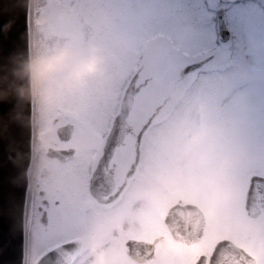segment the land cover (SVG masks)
<instances>
[{
	"label": "rangeland",
	"instance_id": "obj_1",
	"mask_svg": "<svg viewBox=\"0 0 264 264\" xmlns=\"http://www.w3.org/2000/svg\"><path fill=\"white\" fill-rule=\"evenodd\" d=\"M232 1L235 2L227 3L228 8L239 2ZM246 1L253 6L252 26L242 41L233 42L230 49L225 48L223 65L226 69L215 73L205 71L180 80L175 89L174 98L177 99L173 98L158 117L167 121L173 141L189 148L184 158L174 163L168 177L169 187L161 201L160 219L141 215L143 205L161 180L159 176L140 185L113 222L98 211L101 208L91 204L84 180L89 164L82 170L67 164L73 172L66 189L68 166L61 170L64 175L62 186L67 192L54 195L50 191L53 200L61 199L53 219L66 239H79L83 243L81 256L74 264H153L132 259L126 252L125 241L130 237L152 240L164 234L163 212L180 197L196 202L204 209L209 196L205 177L211 171L239 158L245 159L252 170H258V162L264 155V9L258 0ZM208 5L209 0H136L123 20L102 18L99 27L107 25L109 37L105 33L101 38L86 42L83 49L90 42L102 46L108 57L111 79L104 83L106 90L103 93L90 92L117 105L130 73L142 65L141 80L150 77L151 83L139 94L131 113V123L134 128L138 127L140 121L151 114L155 102H162L167 97L169 83L178 80L180 69L194 58L208 54L213 39L216 40V31L201 14ZM167 6H171L173 12L170 13ZM164 33L172 37L170 45L161 36ZM174 47L177 50L175 58L174 52L169 50ZM56 117L58 120L54 121ZM66 119L75 124L73 140L69 143L87 157L92 147H98L111 121L98 129L56 115L36 129L37 139L46 138L45 144L57 141L55 128ZM42 153L37 149V162L40 159L41 164H45ZM35 227L34 222L30 236ZM226 236L248 243L235 238L230 230L207 228L203 241L205 252L210 254L215 240ZM248 246L257 250L259 264H264V249ZM28 249V264H35L39 259L38 252L30 243ZM201 251L199 246L180 244L170 236L165 256L179 257L185 264H193Z\"/></svg>",
	"mask_w": 264,
	"mask_h": 264
},
{
	"label": "snow or ice",
	"instance_id": "obj_2",
	"mask_svg": "<svg viewBox=\"0 0 264 264\" xmlns=\"http://www.w3.org/2000/svg\"><path fill=\"white\" fill-rule=\"evenodd\" d=\"M135 3L136 0H40V3L33 6L28 0L10 4L9 0H3L0 9L10 6L19 9L23 14L26 50L43 48L61 40H67L82 50L86 42L103 36L99 27L102 18L123 20L126 11L134 7ZM252 7L246 0H239L234 7L213 15L212 0H209L208 7L202 10V16L207 19L214 31L218 30L220 33V39L218 41L213 39L205 57L213 70H218L223 64L225 48L230 49L233 42L242 41L251 29ZM0 35H7V32ZM12 55L13 53L0 55V80L3 81L0 87L4 90L12 89L14 86V79L5 78L9 76ZM138 71L137 69L132 75L137 76L139 80ZM139 86L138 83L137 87ZM9 107L8 101H4L0 129L11 118ZM121 109L120 114L123 115L125 110L122 101ZM115 111L114 103L86 91L61 97L54 106L29 100V109L25 115L30 116L34 131L56 115L102 129L110 120L115 124L113 117ZM116 143L111 164L127 179V195L122 193L113 207L98 211L115 222L118 219L117 213L126 207L137 188L146 180L159 176L161 180L157 182L152 196L143 205L141 215L160 219L161 201L169 187L168 177L172 173L174 163L182 160L189 151L188 146L173 141L167 121L162 118L140 121L138 127L129 130L127 138L120 136ZM69 163L70 167L82 170L88 165L89 158L80 153ZM257 167L258 170L254 171L245 159L239 158L206 175L209 196L204 205L205 227L230 230L235 238L244 239L249 244L264 249V155L261 156ZM174 206L169 205L163 212L164 220H167L168 212ZM33 219L36 227L29 237V243L39 255L35 264H65L62 249L71 241L64 237L54 221L46 200L36 205ZM200 223L199 218L194 221L196 227ZM169 238L170 236L165 235L158 243L153 242L158 250V256L153 264H185L179 257L165 256ZM222 243H228V239L225 238ZM217 264H225V261L218 259ZM241 264H244V261H241Z\"/></svg>",
	"mask_w": 264,
	"mask_h": 264
},
{
	"label": "water",
	"instance_id": "obj_3",
	"mask_svg": "<svg viewBox=\"0 0 264 264\" xmlns=\"http://www.w3.org/2000/svg\"><path fill=\"white\" fill-rule=\"evenodd\" d=\"M12 2L23 3V0H9V4ZM0 3H3V0H0ZM222 10L224 7L220 6L218 12ZM9 19L14 20V23L7 31V35H0V55L13 53L7 78L15 80L11 69L18 66V61L24 58L28 50H26L24 17L19 9H13L10 6L0 9V33L5 32L3 25ZM203 63V61H196L186 65L182 74L201 67ZM137 75L139 76L138 73ZM136 82L137 76H133L122 101L125 112L121 115L122 109H120L115 118V124H113L105 145L104 155L99 163V170L108 164L117 147L116 141L119 137H126L131 130L128 118L135 95L140 89ZM2 83L3 81L0 80V85ZM4 101L9 103L11 118L0 129V264H26L34 130L30 116L25 115L29 109V100H20L14 88L4 90L3 87H0V118L3 117L2 105ZM153 118L154 115L149 118V121ZM72 130L73 125L68 124L60 127L59 133L61 137L63 135L66 138L72 133ZM68 152L67 150H57L55 155L62 157ZM252 195L255 196V182ZM181 211H183L182 208L173 207L168 215L167 223L171 226L177 239L192 243L200 237L204 228L203 217H200L201 223L198 227L194 225V228L188 229L186 223L181 222V218H176ZM223 240H220L215 246L209 264H217L218 259H223L225 264H241V261H244V264H256V259L243 247L230 239H228V243H222ZM153 242H158V238L154 241L131 238L126 242V248L133 258L141 262L153 261L156 250V244ZM80 248L81 243L75 240L63 246L65 264L73 263ZM195 264H207V256L201 255Z\"/></svg>",
	"mask_w": 264,
	"mask_h": 264
},
{
	"label": "clouds",
	"instance_id": "obj_4",
	"mask_svg": "<svg viewBox=\"0 0 264 264\" xmlns=\"http://www.w3.org/2000/svg\"><path fill=\"white\" fill-rule=\"evenodd\" d=\"M33 6L40 0H28ZM7 20L3 29H11ZM14 91L20 100H34L56 105L61 97L86 91L103 93L104 83L111 79L108 57L101 45L90 42L79 49L67 40L43 48H33L11 69ZM7 78V76L5 77Z\"/></svg>",
	"mask_w": 264,
	"mask_h": 264
},
{
	"label": "flooded vegetation",
	"instance_id": "obj_5",
	"mask_svg": "<svg viewBox=\"0 0 264 264\" xmlns=\"http://www.w3.org/2000/svg\"><path fill=\"white\" fill-rule=\"evenodd\" d=\"M167 10L171 13L173 12V8L171 6H167ZM106 24L108 22H105ZM123 23V31L126 30V23L125 20L122 22ZM114 25V24H113ZM173 25V24H172ZM107 25H103L104 28H101L100 26V31L103 33V36H105L106 33V37H109L110 33H108V30L105 29ZM112 26V24H111ZM124 35V32H123ZM160 34H157L156 36H159ZM161 36L168 41L169 45L172 42V37L169 36L168 34L164 33L161 34ZM170 50V49H169ZM171 52L173 53V51L171 50ZM146 84L148 83L147 78L144 80V82H138L139 84ZM143 86V85H142ZM142 90V87L140 89V91ZM171 96V95H169ZM169 99H165L164 101H156L154 104V108H153V113L156 112V116L154 118H156L160 112H162V110L165 108V106L167 105V103L169 102ZM137 102V98L135 99V103ZM60 116V115H59ZM115 116V114H113V117ZM58 120V117L54 118V121ZM65 122L63 123H59L57 124L56 128H55V135L58 136L57 134V129L60 125L65 124L67 122H69V119L64 120ZM109 135V129L107 131H105L102 136L100 141L98 142V147H92L91 151L89 152L88 158H89V165H88V169L86 171V177L84 178L85 180V187H86V191L89 195L91 204L94 207H98L101 209H109L111 207H113L114 203L117 201V198L121 197L122 193H126V186L128 185V181L127 179L122 175V173H118L112 166L111 164V160L109 161V164L105 167L104 171L101 172L99 175H97V180H95L93 182L94 187L91 188V184H92V179L96 173L97 167L99 165V161L102 157L101 153H103L104 151V145L105 142L107 140V137ZM73 140V137L69 140V141H64L62 139H60L58 137L57 141H51L50 143L45 144L46 142V138L43 137V139L39 140V149L40 152L42 154H44V159H45V164H41L40 159L38 160V164L36 167V171H35V175H34V197H33V213H34V209L36 207V205H38L41 201H47L48 202V208L49 211L52 213V215L54 214L55 217V213H56V208H58V206H60L61 204V199L60 198H56V199H52L50 196V191L54 193V195L56 193H64V191L67 192L66 186H67V182L71 179V175L73 170L70 172V167L67 165L69 164V162L77 155L80 154L78 147H75L73 145H71L69 142H71ZM50 147H54V148H60V149H67L70 147H75L76 151L73 155L72 158L66 159V160H62L58 157L55 156H51L49 154V148ZM88 154V153H87ZM68 166V170L65 173L66 179H65V189L63 188L62 184L64 183V180L61 181L62 179H64V175L61 172L62 169L66 168ZM61 169H58V168ZM55 170V171H54ZM92 189H94V192L96 194L100 193V197H98L97 195H95L92 191ZM53 195V196H54ZM177 200L179 201V203H176ZM176 201H174L171 205H175V204H195L197 205L201 211H203V213L206 216V212L204 209H202L200 207V205L196 202L190 201V200H184L183 198H178ZM53 201L55 202L53 204ZM53 209H54V213H53ZM168 209V208H167ZM43 211V209H41ZM58 212V209H57ZM186 214V213H185ZM190 218V220H193V215H186ZM34 219H33V225H34ZM206 224V222H205ZM165 226V225H164ZM166 227V226H165ZM167 229V228H166ZM168 231V230H167ZM165 233H168V232ZM165 233L160 234V235H164ZM207 234V228L205 227L204 229V233L202 238L199 241H195L193 244H191L190 246H199L201 248V252L197 255L196 260L202 255V254H207L205 252V245L203 244V241H205V237ZM159 236V235H158ZM230 239L233 242H235L236 244L244 247L248 252H250L252 255H254L257 259V264L260 263V259L258 258V255L254 248H249V244L248 243H240L239 241H236L234 238L232 237H220L217 240H215V242L213 243V247L211 252L213 251V249L215 248L216 244L223 239ZM206 243V242H205ZM208 244V243H206ZM248 244V245H247ZM257 251V250H256ZM208 256L210 254H207ZM195 260V261H196ZM194 261V262H195Z\"/></svg>",
	"mask_w": 264,
	"mask_h": 264
},
{
	"label": "bare ground",
	"instance_id": "obj_6",
	"mask_svg": "<svg viewBox=\"0 0 264 264\" xmlns=\"http://www.w3.org/2000/svg\"><path fill=\"white\" fill-rule=\"evenodd\" d=\"M29 212V211H28ZM28 215H29V213H28ZM28 253H29V251H28V249H27V254H26V264H28Z\"/></svg>",
	"mask_w": 264,
	"mask_h": 264
}]
</instances>
